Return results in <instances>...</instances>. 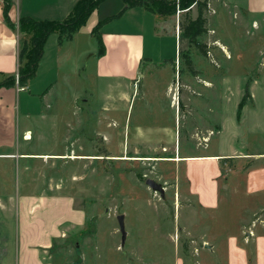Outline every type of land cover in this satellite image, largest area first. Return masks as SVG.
Returning <instances> with one entry per match:
<instances>
[{
    "label": "rangeland",
    "instance_id": "1",
    "mask_svg": "<svg viewBox=\"0 0 264 264\" xmlns=\"http://www.w3.org/2000/svg\"><path fill=\"white\" fill-rule=\"evenodd\" d=\"M7 1L3 0L4 5ZM144 1L151 8L156 6L154 0ZM208 1L207 32L199 41L207 44L210 54L202 55L179 29L180 21L197 17V5L189 13L177 9L170 15L158 14L163 18L157 32L164 39L165 56L171 59L164 61L168 62L164 72L157 70L160 62L143 61L142 70L134 77L138 80L135 84L131 80L132 99L122 101L114 98L119 94H110L113 89L108 84L117 83L116 78L95 79L83 71L76 74L87 55L80 57V69L69 75V82L66 79L61 84L65 89L55 97L62 103L53 109L66 121L77 111L91 122L88 135H94L101 125L122 133L125 128L127 134L114 137L112 144L98 135L96 162L82 165L73 178L79 184L71 190L76 204L87 209L88 221L82 230L56 241L50 257L54 264H240L238 253L246 255L245 264H264V18L257 14L234 17L237 8L233 3L228 4L230 10L220 8L219 18L211 10L218 0ZM108 10L102 8V14ZM112 25L123 26L117 22ZM175 31L179 36L177 55ZM145 33L153 49L151 30L146 27ZM25 36L29 41L30 35ZM76 45L81 50L87 41L79 39ZM151 48L147 46L146 55ZM91 61L90 70L96 65L98 72L96 60ZM128 62L130 72L140 66L134 56ZM110 66L120 68V59H111L109 68L103 62L100 71L109 72ZM173 81L178 87L174 99L176 138L153 142L135 138L138 127L147 129L158 123L174 127L172 95L162 94ZM107 94L109 98L113 95L110 101ZM118 99L121 101L114 102ZM242 100L245 103L240 107ZM104 117L119 123L108 128V120L100 122ZM75 134L49 130L46 137H35L31 146L33 150L66 149L71 143L75 147ZM86 144L87 139H82L78 152H84L80 149ZM178 155H218V159L174 160ZM0 164V192L18 193L19 161L1 159ZM147 178L160 183L164 193L147 185ZM15 207L14 202L0 200V264L7 244L14 249ZM119 215H124L125 234Z\"/></svg>",
    "mask_w": 264,
    "mask_h": 264
},
{
    "label": "crops",
    "instance_id": "2",
    "mask_svg": "<svg viewBox=\"0 0 264 264\" xmlns=\"http://www.w3.org/2000/svg\"><path fill=\"white\" fill-rule=\"evenodd\" d=\"M9 1L12 4L9 18L14 22V27L8 24L4 16V3L3 0H0V81L8 75H16L20 66L22 44L24 40L28 39L25 33L19 29L20 18L29 16L37 20L62 21L70 15L79 0ZM112 2H114V5H109ZM230 3H233L237 8L234 17H249L251 14H257L264 18V0H218L216 8H211V10L220 18V8L230 10L228 8ZM102 8H110L111 10H108L107 14H102ZM117 11H119L120 17L116 19ZM146 11L151 12L152 16L147 15ZM131 16L136 17V20H130ZM147 16L149 17L146 20ZM161 18L163 17L144 6L127 7L124 0H105L72 38H62L58 32H53L48 36L36 76L30 80L24 89H20L18 84L11 87H0V160L15 159V161H19L20 167L18 193L11 194V192H7L6 195V192H0V200L14 202L16 205L14 249L10 247L9 243L7 244V252L2 264H54L50 257L51 252L56 247V241L70 232L82 230L87 224L88 211L84 206L76 204V197L71 190L74 185L79 184L73 178L79 175L82 165L96 162L98 156L95 152V142L98 135L105 137L104 142L108 141L112 144L114 137H126L127 131L125 134L124 128L123 133L117 130L114 132L101 125L102 128L98 129L94 135H88L87 130L90 129L89 125L91 123L87 120L88 116L85 115L84 117L76 111L77 115L71 119L68 118L66 121L63 114L53 109V106L62 103L55 96L59 90L64 91L65 87H62L61 84L66 79L69 82V75L80 69V57L84 56L85 58L87 55L85 64L76 74H81L83 71L89 72L95 79L116 78L117 83L111 82L108 84L113 89L110 94H119L114 98L119 97L122 101L132 99L135 93H131L129 90L131 89V80L134 79V84L138 80L134 77L142 70L144 60L146 62L150 60V63L160 62L161 65L157 70L161 72L168 68V62L164 61L171 58L165 56L162 49L164 39L163 37L160 39V34L157 32ZM107 20L109 21L106 24ZM100 21L104 22L100 32L105 50L103 55H98V41L93 34L94 27ZM115 22L123 25L120 26L122 28H114L112 24ZM146 27L151 30L150 39L153 42V49L151 44H147L146 41ZM174 34L175 55H177L179 36L176 31ZM82 38H85L87 45H84L81 51L76 44ZM147 46H150L151 49L150 53L146 55ZM131 56L135 57L136 64L140 66L130 72L128 61ZM114 57L120 59V68L110 66L111 71L101 72L102 63L104 62L106 68H109L111 59ZM91 59L96 60L98 72H95L96 65H94L93 70H90ZM126 70L129 72L125 73ZM175 70L176 73V67ZM183 86V84L179 86V96H181L180 87L183 88ZM177 88V82L173 81L168 83L162 92L165 95H172L170 108L175 109L173 113L174 127L158 125L159 123L152 124L147 129L138 127L135 138H149L152 139L150 142L164 137L173 136L176 138L178 134L177 105L174 99ZM105 97L110 101L113 95L109 98L107 94ZM121 100L118 99L114 102ZM105 105L109 109V105L107 103ZM77 108H80L78 104ZM157 115L160 116L159 112ZM105 120H108V128L112 127L111 123H117V125L119 123L115 120L111 122L105 117L100 119V122ZM50 121H52V125L49 127L48 123ZM76 122H78L77 125ZM92 123L94 124L95 121ZM49 130L51 132L62 130L63 135L67 132L72 136L77 132V142L74 141L75 147L71 143L66 149L33 150L31 146L33 139L35 137L39 139L40 137H46ZM55 135L56 137L59 136L57 133ZM82 139H87V144L80 149L84 152H78L76 147L79 143L82 145ZM68 141H65L64 144H68ZM91 145L94 147L93 150H90ZM87 146H89L88 151H86ZM74 155L85 157L73 158ZM217 156L187 155L181 156L180 161L183 158L189 161L203 159L200 157H213L217 160ZM66 158H69L68 161L65 160ZM59 164H61V167ZM3 165L5 166V164ZM1 166L2 164H0ZM75 166L77 168H72ZM64 175H66L65 178ZM249 231L252 235H255L251 227H249ZM250 233L246 235L251 237ZM208 244L210 245V243ZM245 256V254L238 253L236 259L240 264H245Z\"/></svg>",
    "mask_w": 264,
    "mask_h": 264
},
{
    "label": "trees",
    "instance_id": "3",
    "mask_svg": "<svg viewBox=\"0 0 264 264\" xmlns=\"http://www.w3.org/2000/svg\"><path fill=\"white\" fill-rule=\"evenodd\" d=\"M105 0H79L70 15L62 21L59 20H37L29 16L21 17L19 20V29L30 35L28 39L23 41L20 51V66L18 69L20 86H27L37 73L39 63L44 54V47L48 36L53 32L60 33L61 37L72 38L73 35L86 24L90 15L98 8ZM127 7L144 6L145 8L159 14L170 15L176 12L177 9L185 10L186 13L192 11L197 5L198 15L196 18L187 19L186 23L179 22V29L182 35L187 37L195 44L202 55L209 53L208 46L199 41V38L207 32V17L206 12L209 9L208 0H154L155 7H149L144 0H124ZM11 2L8 0L4 5V16L11 26H15L14 22L9 18ZM103 21H100L93 29V34L98 41V55H103L104 43L101 37V27ZM210 54V53H209ZM187 62L192 65L190 58ZM191 68V67H190ZM192 70V69H190ZM181 72V71H180ZM181 74V73H180ZM17 85L16 75H8L0 81V87H11ZM245 103L242 100V105Z\"/></svg>",
    "mask_w": 264,
    "mask_h": 264
},
{
    "label": "water",
    "instance_id": "4",
    "mask_svg": "<svg viewBox=\"0 0 264 264\" xmlns=\"http://www.w3.org/2000/svg\"><path fill=\"white\" fill-rule=\"evenodd\" d=\"M146 183H147V185H149L154 190L160 191L162 194L165 191V188L160 183L156 182L153 178H147L146 179ZM118 219H119V223H120L121 230L125 234L126 233V230H125L124 222H123L124 215H119Z\"/></svg>",
    "mask_w": 264,
    "mask_h": 264
},
{
    "label": "bare ground",
    "instance_id": "5",
    "mask_svg": "<svg viewBox=\"0 0 264 264\" xmlns=\"http://www.w3.org/2000/svg\"><path fill=\"white\" fill-rule=\"evenodd\" d=\"M29 136V135H28ZM31 136V135H30ZM28 138V137H27ZM53 157V156H52ZM71 157V156H70ZM73 158H82V157H85V156H77V155H74V156H72ZM128 157V156H127ZM213 158V157H212ZM134 159H141V158H134ZM174 160H176V161H179V160H181L182 159V157L181 156H177V157H175V158H173ZM184 159V158H183ZM190 159V158H189Z\"/></svg>",
    "mask_w": 264,
    "mask_h": 264
},
{
    "label": "built area",
    "instance_id": "6",
    "mask_svg": "<svg viewBox=\"0 0 264 264\" xmlns=\"http://www.w3.org/2000/svg\"><path fill=\"white\" fill-rule=\"evenodd\" d=\"M16 82H17V84L19 83V74L18 73L16 74ZM24 88H25V86H20V89H24Z\"/></svg>",
    "mask_w": 264,
    "mask_h": 264
}]
</instances>
